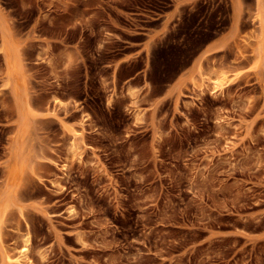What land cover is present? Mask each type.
<instances>
[{"label":"rangeland","instance_id":"1","mask_svg":"<svg viewBox=\"0 0 264 264\" xmlns=\"http://www.w3.org/2000/svg\"><path fill=\"white\" fill-rule=\"evenodd\" d=\"M237 1L0 0L31 106L0 50V264H264V58ZM200 66L237 76L200 92Z\"/></svg>","mask_w":264,"mask_h":264},{"label":"bare ground","instance_id":"2","mask_svg":"<svg viewBox=\"0 0 264 264\" xmlns=\"http://www.w3.org/2000/svg\"><path fill=\"white\" fill-rule=\"evenodd\" d=\"M236 2H238L236 0ZM255 4H256V12H255V16L253 17V23H258L259 26V30H251L253 33H256V35L254 36H249L251 38H254L255 40L257 39V43H256V48L254 50L255 52V59H257L258 61L263 60L264 56H263V49H264V9H263V0H254ZM239 13H240V3H236L234 6V21H233V32L236 31V27H237V23H238V17H239ZM1 29H4V27H0ZM4 32H6L5 30H3ZM3 33V32H2ZM8 35V33H7ZM3 34V41L1 42V48L0 50L3 52L2 56L4 55V58L6 59V66L7 69L10 71V77L8 78L10 81V88L12 90V94H14L15 96V102H16V106H17V110L22 114L24 112H30L29 109H31V106L28 105L26 99H24L21 94H20V77L18 74V70L20 71V66H19V62L18 64L14 65L11 63L13 58L11 55H16L14 51H12L13 47L10 44L9 40H8V36ZM11 40V39H10ZM15 50V47H14ZM240 49L237 48V52ZM240 52V51H239ZM17 56V55H16ZM3 58V59H4ZM11 60V61H10ZM12 64V65H10ZM18 67V70H17ZM202 67H198V73L199 76L197 79H193L192 80V86L193 89L198 90L200 92H203L205 90L210 91L212 94H222V91L224 88H226L232 81L234 78H236V74L230 75V72L227 70H224L222 68H218L215 66H211L209 67L207 70H201ZM15 75L14 76V80L13 79V75L14 72ZM7 71V70H6ZM21 72V71H20ZM9 73V72H8ZM20 75H22L20 73ZM74 133H78L77 131H75ZM78 149L77 147V143L75 141L71 142L70 145V152L72 154L75 153V151ZM22 242H23V246L19 249V257H14V256H10L8 254H4L3 259L6 263H21L23 260L25 261H30L29 259V236L28 234H26L23 238H22Z\"/></svg>","mask_w":264,"mask_h":264}]
</instances>
